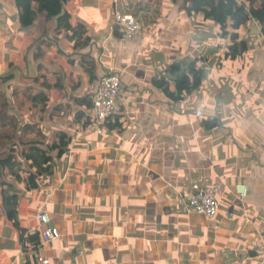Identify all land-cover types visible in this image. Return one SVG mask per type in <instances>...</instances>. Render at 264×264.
<instances>
[{"label": "crops", "instance_id": "crops-1", "mask_svg": "<svg viewBox=\"0 0 264 264\" xmlns=\"http://www.w3.org/2000/svg\"><path fill=\"white\" fill-rule=\"evenodd\" d=\"M185 1L71 0L70 23L84 25L91 40L74 50L54 29H23L15 0H0V93L8 100L3 108L0 99V116L32 125V134L17 138L32 146V162L42 163L37 148L46 151L60 133L71 138L65 154H52L54 172L36 190L0 175L20 193L17 223L28 235L40 231L39 212L61 234L26 254L3 213L0 185V264L41 257L50 264H264V37L243 22L239 37L250 49L232 60L230 36L204 14L184 10ZM118 11L141 24L132 41L115 34ZM84 57L95 61L93 82ZM199 59L202 85L179 101L156 85L175 65ZM109 73L120 76L122 90L116 117L99 132L92 117L84 126L93 107L76 100H93ZM31 90L48 102L27 107ZM7 147L0 127V153ZM196 184L220 187L216 217L190 210Z\"/></svg>", "mask_w": 264, "mask_h": 264}, {"label": "trees", "instance_id": "trees-1", "mask_svg": "<svg viewBox=\"0 0 264 264\" xmlns=\"http://www.w3.org/2000/svg\"><path fill=\"white\" fill-rule=\"evenodd\" d=\"M71 0H15V5L18 11L19 23L21 27L28 30L38 26L45 30H52L57 36L68 35V40L73 43V49L79 50L87 47L91 40L88 36L87 28L82 24H77L73 27L70 23V14L65 10V6ZM183 9L192 12L195 15L204 14L205 19L213 21L220 27L222 36H230L232 46L230 47V59L235 60L242 57L250 49L247 41H241L239 30L242 23H255L264 37V0H186L183 4ZM115 31L116 36L120 37L118 27ZM46 44V43H45ZM42 41L36 47L38 53L33 54L34 60H38L41 55L40 48L45 45ZM201 61V62H200ZM202 60L199 59L189 66L175 65L172 69L171 78L161 77L156 81L158 87L164 88L166 94L174 101H179L184 92H192L202 85L203 69L200 68ZM82 68L90 81L96 79V64L89 57H84ZM173 77V78H172ZM4 79H0L2 83ZM32 93V90H31ZM5 99L3 108L8 105V100L5 94L0 93V99ZM28 101L36 107L38 104L45 105L48 98L44 93L30 95ZM80 107L86 110L93 107V100L88 95L85 98L76 100ZM117 115V114H116ZM113 118L106 120L108 124ZM86 115L81 113L77 119L83 118ZM89 120L84 126L90 127L94 121ZM93 118V117H92ZM214 125L216 123H213ZM0 127L3 128V137L8 146L7 149L0 153V175L9 173L13 176L16 182H25L28 191L36 190L39 187V179L47 178L54 172L53 164H51L52 154L63 155L67 152L71 143V138L65 133H60L56 139H51L46 144V151L37 148L40 153L42 163L32 162L35 154H32V146L29 147V152L25 155L27 165L23 167L19 161V148L15 141L17 138H22L32 134L34 129L32 125L20 126L15 117L0 116ZM27 174V177L23 176ZM0 185L5 186L3 190V213L14 223L21 233V239L24 246V251L29 256L32 252H38L43 245V239L40 232L28 235L26 229L21 228L17 223V208L20 200V193L17 188L0 179ZM58 240V239H57ZM53 243V242H52ZM36 264H39L36 258Z\"/></svg>", "mask_w": 264, "mask_h": 264}, {"label": "built area", "instance_id": "built-area-1", "mask_svg": "<svg viewBox=\"0 0 264 264\" xmlns=\"http://www.w3.org/2000/svg\"><path fill=\"white\" fill-rule=\"evenodd\" d=\"M115 23L119 27L122 43L135 39L141 29L139 21L131 14L115 13ZM122 90L120 76L115 73H109L102 79L93 98L92 117L96 122V129L104 124L106 120L113 118L118 111L117 99ZM220 187H201L194 185L192 195L189 198L190 210L200 216L208 219L216 217L220 212L219 194ZM245 195L246 191H240ZM40 222V233L43 244L48 245L61 237L58 229L52 226L50 216L46 212H39L37 216ZM39 264H50L47 258H39Z\"/></svg>", "mask_w": 264, "mask_h": 264}, {"label": "rangeland", "instance_id": "rangeland-1", "mask_svg": "<svg viewBox=\"0 0 264 264\" xmlns=\"http://www.w3.org/2000/svg\"><path fill=\"white\" fill-rule=\"evenodd\" d=\"M23 89V88H22ZM32 94V93H31ZM25 104V102H24ZM29 104V103H28ZM27 104V107L30 108L31 105L28 106ZM26 107V106H25ZM28 140V139H27ZM17 144H18V147H19V153H20V156L21 157H25L26 153L29 152V147L27 146L28 143H26V140L25 139H17ZM20 145V146H19ZM22 158V159H23Z\"/></svg>", "mask_w": 264, "mask_h": 264}]
</instances>
